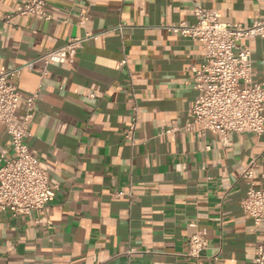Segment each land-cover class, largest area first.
I'll list each match as a JSON object with an SVG mask.
<instances>
[{
	"label": "crops",
	"instance_id": "obj_1",
	"mask_svg": "<svg viewBox=\"0 0 264 264\" xmlns=\"http://www.w3.org/2000/svg\"><path fill=\"white\" fill-rule=\"evenodd\" d=\"M25 1L0 0V70L73 37L101 35L84 43L75 63L39 62L18 80L22 98L39 91L26 143L59 189L44 211L0 213V264H198L187 255L197 231L208 239L201 264H254L260 227L241 207L243 174L255 159L254 181L264 189V134L232 133L228 146L196 129L160 135L192 120L193 68L204 50L164 27L191 22V0H48L50 21H1ZM195 2L228 23L264 19V0ZM250 46L259 82L264 38ZM134 102L132 143L125 130ZM23 113L20 104L17 120ZM3 151L13 154L0 124Z\"/></svg>",
	"mask_w": 264,
	"mask_h": 264
},
{
	"label": "built area",
	"instance_id": "obj_2",
	"mask_svg": "<svg viewBox=\"0 0 264 264\" xmlns=\"http://www.w3.org/2000/svg\"><path fill=\"white\" fill-rule=\"evenodd\" d=\"M193 20L166 24L171 33L199 42L204 50V61L200 68H193L196 90L192 120L184 127L163 129L160 135L186 129L195 130L205 136L208 132L217 135L223 146L231 143V134L250 132L257 136L264 134V74L256 82L250 41L264 38V19L252 24L228 23L222 21L217 9L206 7L191 0ZM48 0H27L5 14L1 21L10 24L16 16H30L50 21L52 14L47 9ZM88 16L82 13L80 24ZM125 24H119L122 31ZM101 34L87 33L73 37L65 44L16 68L0 70V124L5 125L10 135L13 154H0V213L13 216L29 215L46 210L53 201L59 186L49 181L47 171L40 165L35 152L26 143L33 123L39 91L30 92L22 98L18 80L24 70H31L42 62L45 65L73 64L78 51L89 40H97ZM127 62L124 60L122 65ZM20 104L24 113L17 120ZM138 105L132 106V118L125 130V137L133 143L138 123ZM252 160L244 171L247 192L241 201L243 211L249 215L260 234L255 252L254 264H264V189L254 181ZM196 227L197 224H192ZM208 249L206 232L197 231L189 240L187 255L200 263L202 254Z\"/></svg>",
	"mask_w": 264,
	"mask_h": 264
}]
</instances>
